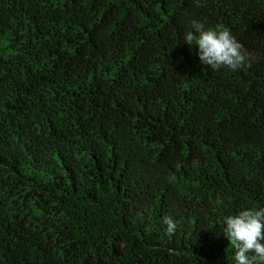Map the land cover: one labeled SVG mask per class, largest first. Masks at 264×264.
I'll use <instances>...</instances> for the list:
<instances>
[{"label":"trees","instance_id":"trees-1","mask_svg":"<svg viewBox=\"0 0 264 264\" xmlns=\"http://www.w3.org/2000/svg\"><path fill=\"white\" fill-rule=\"evenodd\" d=\"M193 20L245 65H201ZM261 208L264 0H0V264H235Z\"/></svg>","mask_w":264,"mask_h":264},{"label":"clouds","instance_id":"clouds-1","mask_svg":"<svg viewBox=\"0 0 264 264\" xmlns=\"http://www.w3.org/2000/svg\"><path fill=\"white\" fill-rule=\"evenodd\" d=\"M185 43L195 44L201 65L213 70L227 67L240 69L247 61L242 45L223 26L205 29L198 21L191 22V30L185 34ZM165 234H175L176 222L168 215L162 217ZM223 235L234 248L235 264H264V208L241 210L224 220Z\"/></svg>","mask_w":264,"mask_h":264}]
</instances>
